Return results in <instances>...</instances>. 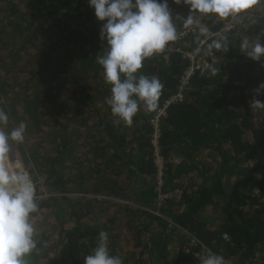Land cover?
I'll list each match as a JSON object with an SVG mask.
<instances>
[{
	"label": "trees",
	"instance_id": "16d2710c",
	"mask_svg": "<svg viewBox=\"0 0 264 264\" xmlns=\"http://www.w3.org/2000/svg\"><path fill=\"white\" fill-rule=\"evenodd\" d=\"M260 1L262 9L238 15L223 35L229 51L209 59L218 73L209 66L194 73L181 98L168 103L155 138L150 120L176 94L185 53L205 34L199 26L144 61L138 74L155 75L164 87L158 108L141 104L128 126L106 102L111 85L96 61L102 22L87 0H0L4 130L26 124L24 141L9 142L10 160L16 147L37 192L55 194L37 200L38 211L54 215L49 228L34 233L28 264H84L101 231L123 264H200L208 249L227 264H264V109L250 107L254 97L264 102V92L255 93L264 60L252 61L239 47L244 37L264 38ZM169 4L178 35L189 9ZM195 15L210 30L229 18ZM130 192L138 206L113 201ZM108 210L113 214L101 220Z\"/></svg>",
	"mask_w": 264,
	"mask_h": 264
},
{
	"label": "clouds",
	"instance_id": "9594fccd",
	"mask_svg": "<svg viewBox=\"0 0 264 264\" xmlns=\"http://www.w3.org/2000/svg\"><path fill=\"white\" fill-rule=\"evenodd\" d=\"M101 23L99 39L103 49L96 55L102 67L104 80L111 85L107 98L111 113L117 123L131 126L141 109L155 111L164 85L155 75L138 74L144 61L165 50L177 40V28L173 22L169 0H87ZM257 0H171L176 5L188 7L185 27L198 22L199 17L215 15L218 19L237 17L251 9ZM210 48L222 53L229 51L227 36L213 41ZM240 52L255 62L264 60V38H242ZM264 66V64H262ZM210 73L220 70L214 64ZM264 92L261 83L255 93ZM251 108L264 109V102L253 98ZM9 116L0 108V264H28L27 257L37 250L35 228L31 216L38 211L36 190L30 175L5 163L10 151V141L22 143L26 124L20 122L5 131ZM10 160V159H9ZM84 264H123L122 258L111 255L108 234L101 231L98 242ZM200 264H227L225 258L210 249L200 256Z\"/></svg>",
	"mask_w": 264,
	"mask_h": 264
},
{
	"label": "built area",
	"instance_id": "2783aa9c",
	"mask_svg": "<svg viewBox=\"0 0 264 264\" xmlns=\"http://www.w3.org/2000/svg\"><path fill=\"white\" fill-rule=\"evenodd\" d=\"M177 18H179L178 15H175ZM240 22V19L237 17H229L223 26L217 30H210L203 22L198 21L194 22L193 25H190L186 27V29L180 31L177 35V40L183 37L185 34L188 33V31H191L192 33L197 29V26H199L203 32L205 33L204 36L199 40L197 45L192 49L185 53V56L188 60V66L183 71V74L180 78V83L177 87V92L175 95H173L170 100L165 101L162 107H160L156 114L151 119L153 126L155 127V131H157L159 118L164 114L165 108L168 105V103L176 98H181L182 91L185 89V87L188 84L189 78L196 72L199 74H203L205 70L209 66V59L216 56V49L210 48L209 46L212 45L213 41H217L223 36L225 33L230 32L234 30L237 26V24ZM176 40V41H177ZM174 41V43L176 42ZM172 47V46H171ZM157 133V132H156ZM5 163L9 165V167H16L15 164L13 165L12 161L5 160ZM17 168V167H16ZM20 170L26 171L34 184L35 190H36V200L43 199L48 196H55V194H50L46 191L37 192L36 186H35V180L27 168H22ZM78 196H81L82 194L76 193ZM73 195V194H72ZM95 196V195H93ZM97 197H99L97 195ZM117 200V199H114ZM193 241H197L193 236H191ZM206 253V251H205Z\"/></svg>",
	"mask_w": 264,
	"mask_h": 264
},
{
	"label": "rangeland",
	"instance_id": "374dc122",
	"mask_svg": "<svg viewBox=\"0 0 264 264\" xmlns=\"http://www.w3.org/2000/svg\"><path fill=\"white\" fill-rule=\"evenodd\" d=\"M263 5L261 4V1L260 0H257V2H256V4L251 8V9H249L247 12H245V13H242L241 14V16H240V18H244V17H250V16H253L256 12L255 11H259L260 9H262L261 7H262ZM264 9V8H263ZM153 118V117H152ZM151 118V119H152ZM151 121V120H150ZM152 122V121H151ZM156 132L157 131H155V133H154V137L156 138ZM155 152H157V149H156V151ZM174 159V162L175 163H178L179 162V160H180V157H178V156H174L173 157ZM10 159V156H9V153H8V155H7V158H6V161L8 160V162L9 161H12L13 163V165L15 164V166L17 167V168H19V169H22V168H24L25 167V163L23 162V160L21 159V156H20V153L16 150V147L15 148H13V150H12V159L11 160H9ZM211 159V157L210 158H206L205 160L207 161V163H206V165L209 163V160ZM213 159V158H212ZM215 160V159H214ZM204 162V161H203ZM156 163H157V165H158V167H159V173H158V175H157V179H159L160 178V175H161V167H162V161H161V158H160V156L159 155H156ZM197 165V164H196ZM26 168V167H25ZM194 177H195V175H194ZM185 178L186 177H184L183 178V180H185ZM196 180H197V182H200V180L202 179L201 177H199V178H195ZM161 183H162V181L161 180H158V185H157V187L155 188V189H157V190H159L160 189V186L159 185H161ZM71 194H73L74 196H77V197H79L76 193H71ZM176 194L177 195H179L180 194V191L179 190H176ZM133 193H129L128 194V198L127 199H129V200H120V199H117V200H113L114 202H124V203H126L127 205H129L130 207H133V206H138L139 204L135 201V199L133 198ZM160 197H164V194H163V196L162 195H160ZM112 199V198H111ZM110 199V200H111ZM112 204L110 205L111 207V210L112 211H114L115 209H116V205H115V203H113L112 201H110ZM140 207H142L141 205H140ZM110 210V209H109ZM106 211V213H103V214H101V215H99V217H100V219L101 220H104L107 216H109V214H113L112 213V211ZM111 212V213H110ZM156 212V211H155ZM52 215H54L52 212H50L49 214H47V213H45V212H41V211H38L36 214H34L33 216H31V222H32V224H33V226H34V228H35V233H39V232H41L43 229L44 230H46L47 228H49V225H51V223L53 222V220H52ZM50 230H52V231H54V228H52V229H50ZM121 242H124V240H123V238L121 239ZM173 246H171L170 247V249L172 248ZM50 255V254H49ZM41 260H43V259H41ZM42 262L43 261H41V262H39V264H42Z\"/></svg>",
	"mask_w": 264,
	"mask_h": 264
}]
</instances>
